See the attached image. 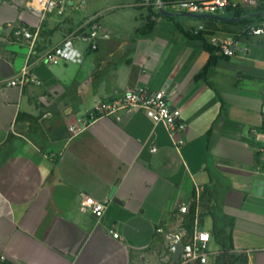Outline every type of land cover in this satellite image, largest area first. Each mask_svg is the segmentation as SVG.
I'll return each mask as SVG.
<instances>
[{
    "label": "crops",
    "instance_id": "1",
    "mask_svg": "<svg viewBox=\"0 0 264 264\" xmlns=\"http://www.w3.org/2000/svg\"><path fill=\"white\" fill-rule=\"evenodd\" d=\"M66 1L57 17L29 10L27 0H0V257L155 264L156 228L172 229L175 206L201 187L204 228L212 234L215 207L232 252L264 264V35L215 24L206 34L233 55L218 50L205 72L211 54L184 33L198 22L167 30L171 19L155 15L156 0ZM93 15L95 51L79 43L81 62L42 58ZM27 65L24 85L2 83ZM141 87L164 90L180 109L181 146L142 112L91 120L97 104ZM83 195L110 201L100 220ZM211 248L219 250L213 234Z\"/></svg>",
    "mask_w": 264,
    "mask_h": 264
},
{
    "label": "built area",
    "instance_id": "2",
    "mask_svg": "<svg viewBox=\"0 0 264 264\" xmlns=\"http://www.w3.org/2000/svg\"><path fill=\"white\" fill-rule=\"evenodd\" d=\"M163 10L181 14H211L226 16L228 12L237 9L252 11L258 8L262 0H160ZM155 7L159 12L158 0L155 1ZM27 8L39 13L41 16L51 14L57 17L64 16L67 9L66 0H27ZM160 13V12H159ZM99 15L91 16L86 23L80 26L76 31L67 34L62 41L48 54L43 56L49 63L59 60L66 62H81L83 51L78 47L83 43L91 51L97 49V40L100 39L98 33ZM208 29L202 20H198L195 26L189 28L191 35H205L208 43L219 49L223 56L233 55V50L225 41L215 36L207 35ZM242 35L260 36L264 35V20L249 25L238 31ZM27 38L31 36L29 32L23 33ZM30 66L27 65L21 69L19 75L13 80L2 81L6 86H22L30 78ZM125 112L131 114L142 112L154 124H162L172 143L179 147L184 143V135L187 128L186 123L181 117L179 108L173 107L164 90L152 91L141 87L129 90L124 94L109 101L97 104L89 114L91 120L96 118L109 117L116 121L121 119L119 113ZM83 122V121H81ZM89 121H84L82 127L87 126ZM71 130H75L71 128ZM178 135V138L175 136ZM151 151H155L152 147ZM203 189L196 187L194 196L188 200L179 203L174 208L175 225L172 229H166L158 226L155 232L161 237V248L158 260L155 264H213V259L217 254L211 248L212 234L204 228L201 212V193ZM109 200L99 201L93 197L83 195L81 205L98 221L108 208ZM191 214L192 226L187 227V219ZM113 238H118L119 233L116 230L109 229ZM178 246H182V251L176 261L172 260L173 254ZM4 261L0 257V262Z\"/></svg>",
    "mask_w": 264,
    "mask_h": 264
},
{
    "label": "trees",
    "instance_id": "3",
    "mask_svg": "<svg viewBox=\"0 0 264 264\" xmlns=\"http://www.w3.org/2000/svg\"><path fill=\"white\" fill-rule=\"evenodd\" d=\"M261 11H264V0L261 1L260 5L255 10L245 11L243 9H237L235 11L228 12L226 14L227 17H234V18L243 17L235 23H226V22H221V21H216V20H202V22L205 23L209 31L214 28L215 24H221L224 27H232L234 28V30L238 32L249 25H253V24H256L264 20V15L257 16L255 18H250L249 16H247L249 14L258 13ZM155 15L157 17H164L167 19H172V17L162 16L157 11L155 12ZM153 25H154V22L148 21L146 23L144 32L150 31ZM184 33L193 40H197V39L201 40V42L203 43L202 46L211 54L209 58V62L205 68V72H206L207 70H209L210 66H212L215 63L217 57L214 56V53L218 52L219 49L207 43L206 40L203 38L202 34L191 35L187 31H184ZM207 214H210L212 216V220H213L212 234L214 235L216 239V243L219 246V251L216 256L215 264H233L235 260H239L242 263H245V259L242 256L236 257V255L232 252L233 247L231 245L230 236L227 233V231L224 229V224L219 221V214H218V211L215 210V207L209 208ZM191 217L192 216L190 214L187 219L188 228L192 226ZM0 264H11V263L4 260L0 262Z\"/></svg>",
    "mask_w": 264,
    "mask_h": 264
},
{
    "label": "water",
    "instance_id": "4",
    "mask_svg": "<svg viewBox=\"0 0 264 264\" xmlns=\"http://www.w3.org/2000/svg\"><path fill=\"white\" fill-rule=\"evenodd\" d=\"M159 3V12L162 16L165 17H174V16H187L189 18H192L194 20H216V21H221V22H226V23H235L239 21L241 18H234V17H227V16H221V15H211V14H190V13H181V14H175V13H170L162 9L161 7V1L158 0ZM264 15V11L258 12V13H252L247 16L250 18H255L257 16ZM182 251V246H178L176 252L172 256V260L176 261L178 259V255Z\"/></svg>",
    "mask_w": 264,
    "mask_h": 264
},
{
    "label": "rangeland",
    "instance_id": "5",
    "mask_svg": "<svg viewBox=\"0 0 264 264\" xmlns=\"http://www.w3.org/2000/svg\"><path fill=\"white\" fill-rule=\"evenodd\" d=\"M197 22L198 21H196L192 18H189L187 16H174V17H172L171 22L169 23V26L163 25V27H165L167 30H174V25H173L174 23L185 24V27H186L187 25H193ZM206 41L208 43V40H206ZM218 251L219 250H217V248H214V252H218ZM217 254L215 255V257L213 259V264H215ZM236 257H238V256H236ZM233 264H245V263H242L239 260H235Z\"/></svg>",
    "mask_w": 264,
    "mask_h": 264
}]
</instances>
